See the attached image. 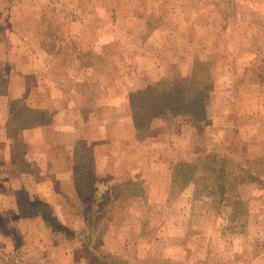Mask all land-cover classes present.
I'll return each instance as SVG.
<instances>
[{"label":"rangeland","instance_id":"rangeland-1","mask_svg":"<svg viewBox=\"0 0 264 264\" xmlns=\"http://www.w3.org/2000/svg\"><path fill=\"white\" fill-rule=\"evenodd\" d=\"M40 1L33 47L56 52L40 67L60 79L91 71L90 85L109 67L110 88L129 82L134 106L106 95L96 105L90 89L55 93L56 179L78 186L86 217L64 194L51 223L66 230L34 241L24 229L26 250L6 264H51L29 249L58 241L70 243L65 264H264V0ZM10 65L0 126L45 119ZM138 70L164 79L154 88ZM130 119L138 140L125 137Z\"/></svg>","mask_w":264,"mask_h":264},{"label":"crops","instance_id":"crops-1","mask_svg":"<svg viewBox=\"0 0 264 264\" xmlns=\"http://www.w3.org/2000/svg\"><path fill=\"white\" fill-rule=\"evenodd\" d=\"M8 1L0 0V67L11 64L9 73L12 77L19 78L24 89L30 88L33 91V99L28 109L36 115L42 113L46 118L36 117L31 125L10 126V117L7 121L5 119L4 124L0 126V141L4 139L8 141L0 146V264H6L7 258L15 257L16 254L22 255L23 250H26L18 241L24 229L32 234L34 241L40 240V233L58 234L66 230L63 226L51 223L59 211L63 212L64 194L69 195L72 203H78L76 209L79 210V215L86 217V208H84L85 205L83 206L81 190L78 186H76V192L69 193L71 191H64L65 189L60 188L56 179L58 173L54 165V106L57 102L60 104L61 101L60 98H56L55 93L59 90L61 93H72L75 96L78 89L80 91L90 89L88 96L91 101L96 102V105L100 104L99 101H105L102 98L104 95L114 96V99H109H113L114 102L120 99L122 105H127L130 104L132 93L129 82L119 81L114 89L110 88L108 84L109 67L102 66L100 73L105 79H99V82H92L91 85L89 80L96 76V74H91V71L85 74L83 72L84 76H81L82 74H77L79 72L77 67L69 68V70L67 68L66 74L62 76L64 78L60 79L58 76L55 78L51 75L47 68L40 67L39 55L54 56V52H47L43 48L40 51L37 46L33 47L39 40L36 31L38 24L36 10H39L41 1L17 0L13 6H10ZM14 26L22 27V29L14 31ZM3 44H7L10 48L4 50ZM7 61L8 63H5ZM137 73L145 78L143 80L149 85L164 79V75L159 70H138ZM24 79L30 80L28 86L26 85L28 82ZM11 81L12 79H10V84ZM71 84H75V87L67 86ZM0 95L5 96L6 94L0 93ZM117 101L114 106H118ZM0 121H3L1 115ZM79 121H82V118ZM129 122L128 131L130 133L125 137L138 140L134 122L132 119ZM28 195L31 199L24 198ZM95 199L97 200V196ZM40 210H45L46 218ZM63 216L71 217L70 212H64ZM90 216L95 217L96 211ZM82 226L88 228L90 233V228L86 223ZM69 230L72 231V229ZM82 232L84 233V230ZM79 242L82 243L80 240ZM69 244V241L66 243L58 241L52 244L49 252L42 245L39 248L31 247L29 252L31 256H39L40 259L47 260L51 264H65V259L68 260L73 255ZM79 246L82 247L84 244ZM86 248L89 247L86 246ZM28 262L27 264H31L30 260Z\"/></svg>","mask_w":264,"mask_h":264},{"label":"trees","instance_id":"trees-1","mask_svg":"<svg viewBox=\"0 0 264 264\" xmlns=\"http://www.w3.org/2000/svg\"><path fill=\"white\" fill-rule=\"evenodd\" d=\"M159 86H160V83L156 84V85L154 86V88H157V87H159ZM134 98H135V96H134V93H133V94L130 96V100H131V104H132V106H134V101H133ZM160 111H162V110L160 109ZM190 114H191V115H195V113H190ZM141 122H143L144 125H145L146 123H148L147 120H146V121H141ZM141 122H139L138 120H135L136 126L140 127Z\"/></svg>","mask_w":264,"mask_h":264}]
</instances>
